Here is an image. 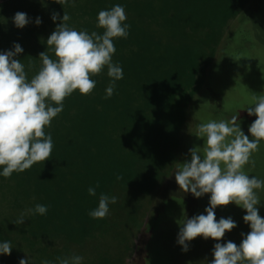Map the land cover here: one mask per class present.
<instances>
[{
  "label": "rangeland",
  "instance_id": "374dc122",
  "mask_svg": "<svg viewBox=\"0 0 264 264\" xmlns=\"http://www.w3.org/2000/svg\"><path fill=\"white\" fill-rule=\"evenodd\" d=\"M83 3L85 0H75L74 4L60 5L59 7L54 6L52 0H2L0 2V30L3 27H5V31L14 29L12 18L17 12L26 13L30 18L31 22L23 29L13 30L15 31V34L11 35L13 37L5 33L7 36L1 43L2 46L9 48L14 43L22 45L25 42L22 47L24 51L19 57L27 60L30 64L29 70L26 71L29 79L41 67L40 53L46 51L50 58L56 59L51 46H48L46 42L61 22L60 19L53 22L51 17L54 13H59V16L62 17L63 12H66L70 17L69 27L76 30L90 28V32L97 31L102 34L104 30L96 28L97 13L100 10L110 9L116 4L124 7L130 6L132 9H136L140 13L139 15L142 14L152 20L159 32L167 34V36L190 37L198 40L219 38L215 48L216 59L222 58L226 62H224L225 64L217 62L212 65L214 67L210 85V92L212 93L200 100L202 110H199L200 113L198 114L199 124L210 119L228 120L239 111V118L242 121L241 128L251 139L248 127L256 117L248 116L247 111L241 109L250 106L253 95H264V0H259L257 4H253L255 7L252 10V16L245 20H242L243 13L235 16L229 10L230 0H90V11L88 10L90 19L81 20L82 8L86 7ZM37 17L41 19L39 25L35 23ZM28 26L31 28L26 33H20L25 31ZM228 41L231 48L228 46ZM135 44V42H128L127 39L123 38L114 40L116 53L113 56V62L125 67V61L121 60H125L126 56H132L133 53L137 52L139 60L153 62L154 66H150L154 67V73H166L165 77L156 75L158 90L154 88L155 99L148 98L151 108L146 113L153 115L152 109L157 108L160 102H163L167 108L172 102V111H168L167 108L160 111L162 119L171 116L172 112L177 109L176 98H173L175 87L161 91L160 83L164 78H168L171 84L186 81L183 71L190 68L188 58L179 50L167 51L165 55H161L160 51L151 52ZM232 49L234 55L236 54L234 56L235 61H233V65H228L229 60L226 59L232 56ZM163 56L165 57L164 61ZM201 63L197 80L204 78L200 76V70L205 67L204 63ZM90 78L96 80V87L90 95H80L77 90L66 98L64 103H90V113L96 114L99 111V106L107 107L109 99L122 97L124 84L120 82L116 83L113 96L108 99L105 98V89L109 84L107 69L102 74ZM151 90L154 94V90ZM161 98L162 101L158 100ZM131 100L133 103H129L126 97L115 101L118 107L110 113L114 116L120 115L123 127L120 120L114 122V125L119 127L122 132L123 130L137 132L136 136L131 137L132 140L150 150L156 149V152L159 153L160 151L150 141V138L144 136L145 132L140 123L144 120V103L142 102V111L140 112V101H135V97H131ZM130 105L132 106L129 108ZM197 123L198 121L195 123V127ZM195 127L192 122L188 121L187 117L186 127H182L179 131L182 140L180 139V142H176L177 145H175L178 157L189 155V149H191L189 134ZM167 131L171 132L169 128ZM96 137L100 138L101 135L92 136L93 140ZM122 138L127 139L125 135H122ZM99 144L102 145L101 139ZM99 144L98 140L96 142L90 141L87 144L90 147L91 155L90 181L99 175H106V172L113 169L106 160V154L103 153ZM203 144V139L197 137L194 139V147L202 148ZM53 145L49 160L34 164L23 173H13L10 178L0 177V232H21L38 217L42 219L44 225L53 227L55 231H61L59 233L63 235L67 234L74 237L67 236L75 242L62 245L59 250L62 253L69 252L71 256H82L83 263L96 264L99 260H103L105 264L110 262L115 264H210L213 259V246L217 241L197 237L189 242L187 252L182 251L181 246L176 243L180 227L178 221L185 217L191 218L194 215L206 214L204 209L209 203V194H205L202 198H194L191 193L180 190L176 183L177 164H182L186 160L175 163L171 159L175 152L169 154L171 162H166L165 165L156 159L148 158L146 162H144L145 160L140 162L135 158L129 170L123 168L126 169L125 172H128V175L125 174L122 177L131 183L133 178L145 179L143 184L139 185L142 193L138 195L136 192L140 203L138 205L139 214L132 216L133 226L125 223L124 218L119 221L117 233L102 229L90 235L89 232L88 234L86 232L85 224L92 219L89 212L96 208L98 202L91 200L90 206L83 209L85 197L79 194H71V196H62L54 206H50L48 200L45 199L44 191L35 188L44 180L48 170L51 169L54 172V165L58 164L55 153L68 147L67 145H57L54 141ZM253 159L255 166H246L245 171L250 174V177L255 175L264 179V142L261 143L260 150L254 154ZM152 163H155L156 167L152 166ZM99 189L102 192L101 185H99ZM132 191L135 192V190ZM150 200L151 202H149ZM261 200V205L258 206L259 215L264 217V193H261ZM36 204L46 205L47 214L41 216L28 211L34 209ZM22 213L25 220L23 224L16 225L15 221ZM120 213L124 216V213ZM120 213L117 220L121 218ZM245 214L244 210L234 204L217 207L215 211L217 220L221 217H231L237 224V227L231 232L225 233L224 238L219 241L220 243L232 241L239 246L242 241L241 234H247L250 231L242 219ZM34 246L39 249L41 244L36 241ZM23 252L30 256L27 250ZM23 258H26V255ZM0 260H6L7 264H12L7 256H0Z\"/></svg>",
  "mask_w": 264,
  "mask_h": 264
},
{
  "label": "clouds",
  "instance_id": "9594fccd",
  "mask_svg": "<svg viewBox=\"0 0 264 264\" xmlns=\"http://www.w3.org/2000/svg\"><path fill=\"white\" fill-rule=\"evenodd\" d=\"M63 5L75 0H55ZM53 22L60 23L47 39L56 59L47 52L39 55L41 67L28 78L25 66L16 59L23 48L14 43L11 50L0 51V177L10 178L13 173H23L34 164L49 160L53 139L46 129L64 110V101L78 90L83 96L90 95L96 87L97 76L107 69L110 78L105 98H111L116 82L124 78L123 68L113 62L116 53L114 40L127 39L129 24L124 6L116 4L100 10L96 16V28L103 33L76 30L69 27V15L54 13ZM14 26L23 29L31 21L26 13L17 12L12 18ZM39 25L41 19L36 18ZM248 116L256 119L249 125L246 135L241 128L239 111L228 120H208L200 123L195 136L203 139V147L189 149L190 161L177 164L175 181L180 190L191 193L194 198L209 194L204 213L185 217L178 221L176 243L187 252L189 242L197 237L217 241L212 250L210 264H264V217L259 215L264 179L245 171L254 167L253 156L264 142V95H253L250 106L242 108ZM122 177L117 176V180ZM89 196H96L94 187L88 188ZM117 203V197L100 193L98 206L89 212L93 219H105L109 205ZM234 204L245 211L242 217L250 231L242 235L237 246L232 241L220 243L226 232L237 227L231 217L217 220L215 211L219 206ZM29 212L46 215L48 208L36 204ZM24 214L15 221L24 222ZM10 242H0V256H9L13 250ZM58 264H83V257L57 258ZM19 264H31L30 258H22ZM42 264H50L45 260Z\"/></svg>",
  "mask_w": 264,
  "mask_h": 264
},
{
  "label": "trees",
  "instance_id": "16d2710c",
  "mask_svg": "<svg viewBox=\"0 0 264 264\" xmlns=\"http://www.w3.org/2000/svg\"><path fill=\"white\" fill-rule=\"evenodd\" d=\"M1 1L2 0H0V2ZM230 1L231 5L229 10H231L235 16L243 13L242 20L252 16V10H254L255 7L253 4L259 2V0ZM52 3L54 6L60 7V4L56 3L55 0H52ZM83 4L86 7L82 8L80 18L81 20L90 19V13L88 12V10L90 11V0L87 2L85 0ZM124 8L127 15L126 23L130 26L128 30L129 35L127 37L128 42H135V45H140L141 48L151 52H155L156 50L160 51L161 55H165L167 51L179 50L182 54L187 56L190 68L183 71L186 77V81L184 82L171 84L168 78H164L163 81H161V86L159 87L161 91H164L166 88L172 89L175 87L173 89V98H176L177 107V109L172 112L171 116L165 117L164 119H162L160 115V111L167 108L163 102L158 103V107L152 109L153 115H148L146 112L151 108L148 98L155 99L156 92L154 88L157 89L156 75L165 77L166 73H154V67L150 66L153 65V62L139 60L137 52H135L132 56H126L125 60H121L125 61V67L122 66L124 78L116 82L124 84L122 86L121 98L109 99L106 105L107 107L102 108L99 106V111H97L96 114L90 113V103H83L84 105L77 104L76 102L75 104L64 103L63 112L52 121L51 127L46 129V132H50L55 144L68 146L66 149L55 153L58 164L54 165V172H52L53 170L51 169L48 170L44 180L35 187L44 191L46 194V198L45 195L44 198L48 200L50 206H54L62 196H71V194H79L85 197L82 206L83 209L84 207L88 208V206H90L91 200L99 202L100 193L117 197V203L109 205L110 212L105 219L100 220L92 218L90 222L85 224L86 232L87 234L89 232L90 235L102 229L117 233L116 230H118L119 221L124 218L125 223L129 226H133L134 222L132 216H137L139 214L138 205L140 199L138 195L142 193L139 185L143 184V180L145 179L133 178V182L131 183L124 178L117 180V176L123 177L125 174L128 175V172H125L126 169L124 170L123 168H128L129 170L135 158L140 162L144 160V162H146L148 158L151 160L156 159L158 162L163 163V165H165L166 162H171V159L174 160L175 163L180 162V160H190V155L178 157L175 145H177L176 142H180V139L182 140L179 136V131L182 127H186L187 117L188 121L192 122L194 127L195 123L198 121L195 129L189 134L190 147L193 148L194 139L196 138L195 134L199 125L198 114L200 113L199 110H202L200 100L203 99L204 96H209V94L212 93L210 92L211 76L214 71L212 65L217 62L221 64H225L224 62H226L222 58L216 59L215 48L219 38L198 40L190 37L179 38L167 36V34L159 32L152 20L142 14L139 15L140 13H138L136 9H132L130 6H125ZM73 11L76 12L75 10ZM30 28L28 26L25 31L20 33L24 34ZM16 29L17 28L14 26L13 30ZM87 30L90 32V28ZM12 31H5V27L0 30V51L12 49L13 46L7 48L1 45L5 36L10 35V37H13L11 35H14L15 31ZM24 44L25 42L21 47H23ZM228 46L231 48L229 41ZM231 54L232 56L226 59L227 61L229 60L227 62L228 65H233V61H235L234 56L236 54L234 55L233 49ZM16 59H20V62L24 64L25 71L29 70L28 67L30 64L27 60L19 56H17ZM164 60L165 57L163 56V61ZM201 62L204 63L205 67L200 70V76L204 78L197 80L199 67L202 64ZM30 63L32 64V62ZM143 63L144 65H142ZM108 79L110 80V78ZM151 89L154 90V94H152ZM125 97L129 103H133L131 97H135V101H140V112L142 111V104L144 103V120L140 123L145 132L144 136L148 139L150 138V141L156 145V148L160 151H158L159 153L156 152V149H154V151L150 150L138 144L135 140H132L131 137L136 136L137 132H126L124 130L122 132L119 127L114 125V122L120 120L121 126L123 127L120 115L114 116L110 112L118 107L115 101ZM158 100L162 101V98ZM171 105L172 102L169 104V108H167L168 111H172ZM131 106L132 105H130L129 108ZM167 128H169L171 132H168ZM52 131L53 133H51ZM98 134H100L101 137H96L95 140H93L92 136L95 137ZM122 135H125L127 139L122 138ZM67 138L68 142L66 141ZM100 139L102 145L99 144ZM96 140H98V144L101 146L103 153L106 154V160L111 164L113 169L106 172V175H99L90 181L91 155L90 147H88L87 144L90 143V141L96 142ZM173 152H175L176 155L174 154L172 158L169 159V154ZM152 166L156 167L155 163H152ZM99 185H101L103 189L102 192L99 189ZM89 187L95 188L96 196H89L87 191ZM131 189L135 190V192ZM136 192H138V195ZM151 200L149 202H151ZM96 204L98 206V203ZM120 212L124 213V216H122ZM119 213L121 218L117 220ZM37 218L28 224L26 229L21 232H0V242L8 241L14 247L11 255L7 256L12 264H19L18 262L20 259L17 260V258H23L24 255L30 258L31 264H42L45 260L49 261L50 264H58L57 258L71 257L69 252L62 253L59 249L62 245L67 243H74L75 241L73 242L72 238H68L73 236L61 234L59 233L61 231H55L53 227L44 225L41 218ZM36 241L41 244L39 249L34 246V242ZM24 250H27L30 256L24 253ZM22 252L23 255H21ZM0 264H7V262L6 260H0ZM96 264H105V262L99 260ZM109 264L115 263L110 262Z\"/></svg>",
  "mask_w": 264,
  "mask_h": 264
}]
</instances>
